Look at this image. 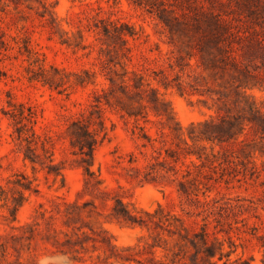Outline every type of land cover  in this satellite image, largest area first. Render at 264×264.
Here are the masks:
<instances>
[{"label": "rangeland", "instance_id": "obj_1", "mask_svg": "<svg viewBox=\"0 0 264 264\" xmlns=\"http://www.w3.org/2000/svg\"><path fill=\"white\" fill-rule=\"evenodd\" d=\"M0 264H264V0H2Z\"/></svg>", "mask_w": 264, "mask_h": 264}, {"label": "trees", "instance_id": "obj_2", "mask_svg": "<svg viewBox=\"0 0 264 264\" xmlns=\"http://www.w3.org/2000/svg\"><path fill=\"white\" fill-rule=\"evenodd\" d=\"M15 4H17V0H13ZM0 2H2V0H0ZM195 127L192 126V128ZM181 128L183 129V127L181 126ZM190 136L191 133H190ZM83 137L85 138V144H87L88 148H89V159L90 161H87V171L90 172V166L93 163L94 160V148H95V139L90 135L88 129L83 128ZM119 218H125L126 220L131 219L132 218V213L130 211V209H128L127 207H125L124 209H118V213H117ZM211 251H209V255L212 256V253H210Z\"/></svg>", "mask_w": 264, "mask_h": 264}]
</instances>
